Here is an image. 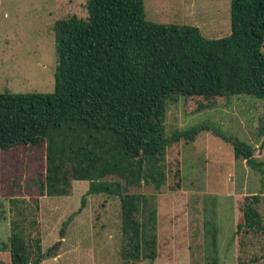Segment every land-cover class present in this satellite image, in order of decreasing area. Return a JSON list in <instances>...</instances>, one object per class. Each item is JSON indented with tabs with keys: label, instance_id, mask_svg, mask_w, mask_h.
Instances as JSON below:
<instances>
[{
	"label": "trees",
	"instance_id": "1",
	"mask_svg": "<svg viewBox=\"0 0 264 264\" xmlns=\"http://www.w3.org/2000/svg\"><path fill=\"white\" fill-rule=\"evenodd\" d=\"M85 10V18L71 15L52 26L51 93H0V154L40 150V197H67L72 181L88 182L78 211L62 223L61 238L87 196L115 197L121 263L152 262L155 197L130 189L161 191L169 148L210 133L232 147L234 159L258 172L264 194V164L246 142L205 123L164 133L167 103L177 97L186 115L227 108L238 96L264 103V0H230L231 32L220 39L205 38L195 26L148 21L144 0H86ZM168 189L180 190V180ZM259 203V194L243 198L238 240L264 235ZM10 205V236L0 247L8 262L0 264H40L51 257L42 250L37 220L25 218L24 201L11 199ZM216 231L212 225L206 264H220Z\"/></svg>",
	"mask_w": 264,
	"mask_h": 264
},
{
	"label": "rangeland",
	"instance_id": "2",
	"mask_svg": "<svg viewBox=\"0 0 264 264\" xmlns=\"http://www.w3.org/2000/svg\"><path fill=\"white\" fill-rule=\"evenodd\" d=\"M86 0H0V93H51L56 59L52 26L71 15L86 17ZM146 19L157 24L197 27L207 39L229 36L230 0H144ZM261 52L264 54V48ZM210 124L246 142L264 164V103L251 96L232 99L227 108L184 113L183 98L167 103L164 133ZM40 150L0 154V247L10 236L14 217L11 199L24 201L25 218L37 220L41 247L51 257L40 264H122L120 201L106 195L87 196L85 207L60 237L62 223L80 207L88 182L72 181L67 197H40L37 190ZM167 183L130 193L154 195L157 258L139 264H206L207 238L217 230L220 264H264V235L234 236L244 197L264 194L258 172L233 157L232 147L200 133L166 152ZM180 180L181 189H168ZM17 183V187L13 183ZM35 236V233L32 234ZM8 253L0 259L8 262Z\"/></svg>",
	"mask_w": 264,
	"mask_h": 264
}]
</instances>
